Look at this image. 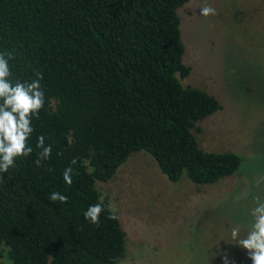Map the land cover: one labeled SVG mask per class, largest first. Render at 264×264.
Returning <instances> with one entry per match:
<instances>
[{
	"label": "trees",
	"instance_id": "16d2710c",
	"mask_svg": "<svg viewBox=\"0 0 264 264\" xmlns=\"http://www.w3.org/2000/svg\"><path fill=\"white\" fill-rule=\"evenodd\" d=\"M187 1L0 0V52L15 55L10 79L42 73L45 98L32 154L0 173V249L10 264H121L126 232L117 214L107 218L96 182L133 152L150 153L171 181L186 174L212 184L238 170L239 154L206 151L192 132L221 104L180 81L190 72L178 15ZM40 136L52 152L38 166ZM53 192L67 203L51 201ZM97 203L104 211L93 225L84 212Z\"/></svg>",
	"mask_w": 264,
	"mask_h": 264
},
{
	"label": "rangeland",
	"instance_id": "374dc122",
	"mask_svg": "<svg viewBox=\"0 0 264 264\" xmlns=\"http://www.w3.org/2000/svg\"><path fill=\"white\" fill-rule=\"evenodd\" d=\"M204 6L216 15H200ZM178 15L190 67L180 81L221 104L192 132L202 149L233 151L241 165L212 184L171 181L140 150L96 188L126 232L121 264H252L231 229L244 238L253 197L264 200V0H188ZM5 249L0 264H10Z\"/></svg>",
	"mask_w": 264,
	"mask_h": 264
},
{
	"label": "clouds",
	"instance_id": "9594fccd",
	"mask_svg": "<svg viewBox=\"0 0 264 264\" xmlns=\"http://www.w3.org/2000/svg\"><path fill=\"white\" fill-rule=\"evenodd\" d=\"M200 15L207 17L216 15V10L210 6L200 8ZM13 52H0V173L8 172L15 167L18 158L27 157L32 154L33 148L28 141L34 131L32 120L39 119L40 110L44 107V91L40 81L43 75L36 72V79L30 83L13 82L12 71L9 61L13 60ZM37 147L41 149L39 158L35 163L39 166L42 160L51 156V145H45V137L37 139ZM73 159L71 164H76ZM73 169L71 166L65 168L63 180L67 185L72 184ZM53 202L67 203L68 197L60 192H53L50 195ZM255 206L250 209L251 221L247 225L246 236L240 238L241 226L236 225L231 229V237L236 244L248 253L252 264H264V200L260 197H253ZM104 211L101 203L90 205L84 212V218L93 225L100 223V215ZM113 207L108 219H118ZM227 264V257H225Z\"/></svg>",
	"mask_w": 264,
	"mask_h": 264
}]
</instances>
